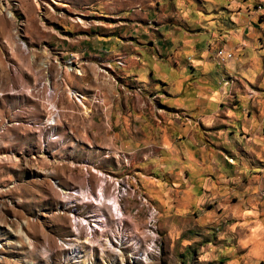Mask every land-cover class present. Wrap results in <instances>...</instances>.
<instances>
[{"label": "rangeland", "instance_id": "rangeland-1", "mask_svg": "<svg viewBox=\"0 0 264 264\" xmlns=\"http://www.w3.org/2000/svg\"><path fill=\"white\" fill-rule=\"evenodd\" d=\"M156 1L0 0V264H264V52L253 80L233 73L219 82L211 138L175 133L174 143L200 146L194 160L165 154L162 129L199 122L131 82L123 58H110L118 38L84 43L94 58L74 53L80 32ZM243 1L240 14L263 30L254 49L264 50V0ZM216 19L224 27L227 18ZM222 52L230 60L234 51H214L225 66ZM66 87L89 99L87 113ZM125 99L137 100L131 111L142 121L125 117ZM203 156L222 173L198 166ZM101 186L123 219L101 206L105 223L84 243L90 230L74 227L95 218L88 197Z\"/></svg>", "mask_w": 264, "mask_h": 264}, {"label": "crops", "instance_id": "crops-1", "mask_svg": "<svg viewBox=\"0 0 264 264\" xmlns=\"http://www.w3.org/2000/svg\"><path fill=\"white\" fill-rule=\"evenodd\" d=\"M243 3V0H157L148 7L116 16L106 24L110 27L93 26L98 28L80 32L82 38L74 53L79 54L80 59L94 58L95 51H89L84 43L90 42L94 47L110 37L118 38L120 50L111 53L110 58H123L122 71L131 82L142 88L150 86L163 96L160 101L165 109L187 114L190 120L199 122L198 130L194 131L190 126L189 129L186 126L188 130L185 131H177L172 125L162 129L161 145L165 154L182 153L188 160H194L195 155L200 154V146L174 143L175 133L176 137L191 136L197 141L211 138V124L220 113L219 82L226 74L233 73L253 80L262 67L260 53L264 50L254 49V45L259 43L256 36L263 30L240 14ZM218 13L227 18L224 27L214 25ZM92 18L102 19L99 16ZM216 49L234 51V57L225 66H220L213 56ZM86 51L89 57L85 58ZM98 73L105 74V71L98 69ZM152 77L157 79L151 80ZM132 100H124L125 117L142 121L141 113L136 109L131 111V106H136L134 102H137ZM219 127L224 126L220 124ZM196 164L209 170L214 165L206 156L198 159ZM214 169L222 173L217 162ZM194 175L200 183L201 170H196Z\"/></svg>", "mask_w": 264, "mask_h": 264}, {"label": "bare ground", "instance_id": "bare-ground-1", "mask_svg": "<svg viewBox=\"0 0 264 264\" xmlns=\"http://www.w3.org/2000/svg\"><path fill=\"white\" fill-rule=\"evenodd\" d=\"M77 22L80 23V22H82V20L79 19V20H77ZM119 64L122 65V63H119ZM44 66L45 65H43V67ZM106 67L109 68L108 64L106 65ZM65 71L67 73L70 72L69 69H66ZM74 75L75 76H81L82 74L79 71V69L77 68L75 73H74ZM67 76L69 77L68 80H70L71 79V75L68 73ZM66 90L68 91V96L70 97V99L71 100L75 99V101L78 102V104H80V106L84 109V113H87L88 110H87V107L85 106L84 103L88 102L89 99L87 97H85V96H81L79 94L72 93V90H70L69 87H66ZM49 110H51L52 112H56L55 106L50 105V104H49ZM48 118L49 119L47 120V125L50 126V127L54 126L55 122H54L53 116L50 114ZM53 139L51 138V140H53ZM62 192L64 194H69L66 191H62ZM89 198L93 201L92 203L97 207V213L95 215V218L92 221L89 220L90 222L83 219L80 222H78L77 225H75V227H74V233L77 232L78 226L83 225V223H84L85 226H87L88 230H90V232L88 233V237L86 238L84 243H90L89 240L91 238L92 230L93 229L97 230L98 228L101 227V224L105 223L106 217L104 216L103 212L100 209L101 206L104 207V205H106V206L109 207V209L111 211L110 217L113 218L114 220L121 222V220L123 219V215H122V213L120 211V208H119V205L117 203V197L116 196H111L109 198H106V196L103 193V186H101L98 189L97 194L95 196H89L88 199ZM117 224H119V223H117ZM76 241H77V243L74 244V247H77L80 244L79 240H76ZM105 242H106V245H110L113 248L112 241L109 238L105 239ZM74 250H75V248H74ZM80 255L81 254H79V253L75 254V256H80Z\"/></svg>", "mask_w": 264, "mask_h": 264}, {"label": "built area", "instance_id": "built-area-1", "mask_svg": "<svg viewBox=\"0 0 264 264\" xmlns=\"http://www.w3.org/2000/svg\"><path fill=\"white\" fill-rule=\"evenodd\" d=\"M231 56L229 54H225L222 52V56L219 58L220 63H224L226 60H228Z\"/></svg>", "mask_w": 264, "mask_h": 264}]
</instances>
